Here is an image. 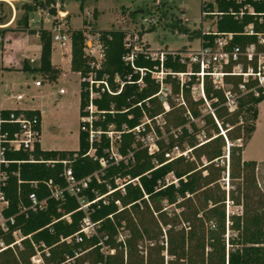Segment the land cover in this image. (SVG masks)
I'll use <instances>...</instances> for the list:
<instances>
[{"label":"trees","instance_id":"trees-1","mask_svg":"<svg viewBox=\"0 0 264 264\" xmlns=\"http://www.w3.org/2000/svg\"><path fill=\"white\" fill-rule=\"evenodd\" d=\"M246 2L253 3L257 11L263 8V3ZM215 4L217 10L212 3L206 7L219 12L210 15L212 18L216 15L217 31L233 33L227 48L257 42L255 35H243V29L253 22L258 32H264V25H258L252 15L236 19L229 13L230 8L237 11L242 4L235 0H215ZM24 6L27 10L36 8L30 3ZM27 21L26 16L22 30L39 35L41 54L38 66L32 67L24 61L22 69L55 81L60 70L51 62L52 32L44 28L31 30ZM86 24L84 21L83 29L67 32L71 39V70L80 73L81 78L94 72L98 82L92 86L96 96L91 98L89 83L81 81L80 116L93 118L81 120L77 150H46L37 145L31 152L8 154L9 159L23 162L12 163L9 168L4 190L10 204L4 214H16V222L10 225V232L0 230V238L11 244L14 241L11 232L17 228L25 236L31 234V238L23 239L22 247L16 246V252L11 248L2 251L0 264H32L33 242H44L50 247L51 254L45 258L47 263H58L66 253L75 256L79 249H89L74 264H264V210L259 199L257 204L253 203L255 194L248 191L256 190L257 162L244 160L243 145L237 143L249 139L255 130L264 87L256 80L244 82L241 76H227L225 83L231 85L229 90L236 95V107L231 111L227 106V90L217 88L206 76L205 99L195 100L191 91L197 83L196 76L181 84L176 74L188 68L187 63L180 61L183 51L167 52L162 63L165 75L160 80V59L151 58L149 52L137 53L132 63L123 59L131 50L125 46L128 31L123 28L96 29L94 34H98L103 56L98 67L92 66L96 59L85 52L86 34L92 33ZM6 28H0L1 35L4 36ZM169 28L187 31L177 20ZM143 34L144 30L139 38ZM195 34L201 39L215 38L211 34L203 35L202 31ZM191 68L192 72L198 70L197 65ZM162 84L170 87L166 97L161 92ZM241 84L245 89L240 88ZM206 101L211 109L207 112L204 111ZM90 104L96 108L92 113L87 109ZM10 110L4 109V113ZM25 112L41 118L39 110ZM158 117H162V123H157ZM141 124L144 130H136ZM91 131L94 132L92 142ZM110 131L116 134L114 142L108 135ZM151 132L155 134L157 146L152 153L142 142ZM202 134L203 141L199 140ZM175 147L182 152L188 148L191 151L186 156L168 157ZM91 149H94L93 155ZM31 157L35 161H30ZM65 159L69 160L77 179L90 178L82 196L93 201L98 195H106V203L102 199L91 203L88 211L101 236L84 238L82 243H60L61 238L81 229L86 213L78 210L79 201L67 193L61 199L50 197L45 184L52 179L56 185L66 186L61 161ZM101 160L105 161L104 167ZM169 175L174 178L170 177L167 182ZM225 178L230 185L238 181L228 190L229 200L239 208L231 214L226 211ZM118 179L124 180V192L117 185ZM35 180L37 188L30 185ZM31 191L39 199L46 198L47 207L39 212L30 210L28 215L19 213L20 200L28 205ZM171 207L173 210L168 211ZM67 214L70 221L62 218ZM124 230L128 234L124 241H118V235ZM104 236H107L104 243L115 249L114 254L105 255L101 251L99 242ZM145 238L149 241L146 255L139 245Z\"/></svg>","mask_w":264,"mask_h":264},{"label":"rangeland","instance_id":"rangeland-1","mask_svg":"<svg viewBox=\"0 0 264 264\" xmlns=\"http://www.w3.org/2000/svg\"><path fill=\"white\" fill-rule=\"evenodd\" d=\"M47 1L49 0H17L14 2V9L7 3H1L0 1V22H7L14 16L16 17L15 22L4 31L6 32L4 38L0 33V58L2 57V52L5 51L1 44L3 46L7 45L6 55L3 59L4 63L0 61V108L37 105L41 110L40 145L42 149L46 150L79 149V132L81 120L84 119L79 112V76L76 73H71L69 66H66L61 78L53 82H47L43 81L38 73L23 69L6 68V65L10 63L13 66L22 64V57L26 54L31 55L35 50L34 48H27L28 44H34L32 39L31 43L24 40L19 42V39L23 38L18 35L22 34L13 36L15 35L14 33L23 32L26 16L28 17L29 29H49L52 34L57 33V31H71L72 28L83 29L85 26L84 21H86V26H90L92 31L90 35L87 34V37L91 39L93 44L98 43L94 38L97 35L94 34L96 29L122 27L127 29V38L132 41L133 45L141 51H148L150 54L156 53L153 55L154 57H157L156 55L160 52L168 51H183V54H187L201 45V38L195 36L196 31H203L209 28H212V30L216 29V15L215 18L203 15L205 9L209 10L206 7L208 3H212L214 9L217 10L215 0H160L159 4L155 0ZM203 1L205 2L204 5ZM25 3L33 4L36 8L27 10L24 6ZM53 9L55 12H52ZM64 10L67 11L65 16L61 14ZM150 18H153L154 24L152 25L148 22ZM176 20L187 29L186 32H180L176 28L174 30L169 28V25ZM151 26H154V29H149ZM55 28H57L56 31H54ZM142 30H144L143 39L145 42L142 37L139 38ZM54 44L58 45L56 42ZM32 46L34 47V45ZM101 54L102 49L96 47L94 55L98 61L102 59L100 58ZM159 77L163 78L164 74L159 73ZM180 77L182 82L189 80L186 75ZM35 80L42 81V85L35 86ZM198 83L199 81L194 84L191 91L195 100L203 96ZM226 85L224 87L225 90L231 89V85ZM162 86L164 87L162 95L166 97L170 93V87L165 84H162ZM61 89L63 92H60ZM19 93L24 95V99L17 101L16 96ZM95 95L96 93L94 92ZM205 106V112L211 110L209 102L206 101ZM229 109L232 111L235 106H229ZM245 121L248 122L249 120L246 119ZM162 122V117H158L157 123ZM197 123L199 125L202 124L200 121H197ZM109 135L112 142L116 141L115 132L110 131ZM199 140H205V136L202 134ZM237 143L243 145L242 157L244 160H255L257 162L255 170L256 190L251 191L248 189V191L251 195L255 194L253 195V203L257 204L259 199L262 202V210H264V100L258 104L256 127L251 137L245 141L238 140ZM150 146L153 147V145ZM112 151H115L114 146ZM90 154H94V149H91ZM169 177L172 178L171 175L167 178ZM123 181V179H118L117 185L121 186ZM235 181L232 182L233 187L238 182L236 181L235 183ZM224 183L227 193L226 211L227 214H231L239 210V208L234 206L233 202L229 200L228 190L232 183L230 185L228 178H225ZM173 208H169L168 211H172ZM147 219L151 221V216H148ZM127 234V230L122 231V234L118 235L117 240L125 238ZM160 240H162V237L159 238ZM139 245L141 251L146 255L147 251H149L147 247L149 241L145 238L139 241Z\"/></svg>","mask_w":264,"mask_h":264},{"label":"built area","instance_id":"built-area-1","mask_svg":"<svg viewBox=\"0 0 264 264\" xmlns=\"http://www.w3.org/2000/svg\"><path fill=\"white\" fill-rule=\"evenodd\" d=\"M235 1L237 3L242 4L237 11L233 8H230L229 10V13L234 15L236 19H242V17L245 15H252L258 25H264V0H253L256 3H263V8L261 11H257L255 9L254 4L246 2V0ZM155 2L159 4L160 0H155ZM214 14H219V12H212L208 9H205L203 11V15L205 17ZM148 22L152 24L153 18H150ZM87 34L90 35V33ZM87 34L85 40V52L95 57V48L100 47L102 49V46L98 39V34L94 37L95 40L98 42L96 44H93L91 42V39L87 37ZM202 34H211L214 35L215 38L213 40L201 39V45L197 49L187 54H183L184 52L180 53V61L183 63H187L189 68V70L187 68L186 72L176 73L181 81V84L183 82L180 76L186 75L190 79L192 75H195L197 81H199L198 84L201 87L203 98H205L204 78L206 76H208L213 81V84L217 88L223 90H225V79L227 76H241L244 82L249 79L256 80L259 86L264 87V32H258L255 28V23L251 22L247 24L244 27L242 34L250 36L255 35L257 37V42L248 44L245 47H242L240 45H234L230 49L227 48L230 44V41L232 40L233 33H220L217 31V29L212 30V28H209L207 30H203ZM52 42H57L63 48L68 47L71 42L70 35L67 31H57V33L52 34ZM125 46L131 49L129 54L123 57V59L127 62L132 63L137 53L139 52H147L148 54V51H141L135 45H133L132 41H130L129 38L125 39ZM154 54L149 53V56H151V58L153 59H160L161 71L158 73H162L165 75V72L162 69V63L165 59L167 52H160L156 55L157 57H154ZM102 56L103 51L100 58H102ZM99 63L100 61L96 59L95 63H92V66L96 65L98 67ZM193 65H197V72H192L191 66ZM141 72L144 73L143 69H141ZM159 79L161 80L162 78L160 77ZM82 81L89 83L90 97H94V91L92 86L94 83L98 84V82L95 80L94 72H90L87 76L83 77ZM35 84L39 86L41 85V82L35 81ZM240 88L245 89V85L241 84ZM161 89V92H163L164 87L162 86ZM60 92H63V90L61 89ZM226 97L228 108L229 106L236 107V97L234 93H232L230 90H227ZM23 98V94L17 95V100H22ZM87 109L90 112H94V110H96L93 104H90ZM90 117L84 118V120L91 121ZM147 122H149V120H147ZM136 130H144V124H141L140 126L136 127ZM109 134L110 132L108 133V135ZM40 137L41 118L39 119L35 115H27L24 109H11L8 114L4 113V109H0V230L3 233L10 232V225H14L16 222V214L10 216H5L4 214V211L9 207L10 204V201L7 198L6 192L4 190V188L7 186L8 178L10 175L9 168L12 163L23 162V160L9 159L8 154L17 151L31 152L35 149L37 145H39L41 148ZM93 138L94 132L91 131L90 141H92ZM142 142H144V144L148 147L150 153L157 149V146L155 144V134L152 132L147 134L146 137H143ZM150 145H153V147H151ZM190 151L191 149L188 148L187 150L182 152L178 147H175L172 153L167 154V156H186L190 153ZM30 161L35 160H33V157H31ZM61 161L64 165L62 176L66 181V186L60 187L56 185L52 179L45 181V184L50 192V197H53L55 199H61L65 196L66 193L71 196H75L80 204L78 210L84 211L86 213V216L82 221L81 229L73 235L61 238L60 243H82L84 241V238H88L93 235L101 236L100 233H97V223L91 221L88 215V211L91 203L97 202L101 199L104 203H106V195H98L93 201H89L88 198L82 196L83 190L89 187L90 178L87 177L84 179H77L73 173L72 168L69 165V160L65 159ZM47 162L50 163L52 162V160H48ZM100 163L103 167L105 166L104 160H101ZM17 173L18 172H12V174L16 175ZM171 176L172 178H174L173 175ZM169 178L166 179L167 182L169 181ZM30 185L34 188H37L38 181H30ZM123 186L124 185L122 184L119 187H121L124 192ZM28 199V205L24 204V202L20 200L18 205L19 213H24L28 215L30 210L34 212H39L47 207V199H39L35 191H31L28 194ZM116 203L120 205L119 201H116ZM62 218L66 219L67 221L71 220L70 214L64 215ZM11 234L14 238V241L11 244H7L3 239L0 238V253L8 248H11L16 252L15 247H22L23 239L31 238V234L25 236L19 228L12 230ZM105 239H107V236H104L103 239H100L99 245L102 246L101 251L105 255L114 254L116 252L115 249L108 248V246L104 243ZM124 239L125 238L119 239V241H124ZM33 246L35 253L30 257L32 264H74L76 258H80L85 252L89 250L79 249L77 252H75V256H70L66 253L64 254V259L62 261L58 263H47L45 261V258L49 257L51 254L50 247L47 246L44 242H33ZM85 264L90 263L86 262Z\"/></svg>","mask_w":264,"mask_h":264},{"label":"crops","instance_id":"crops-1","mask_svg":"<svg viewBox=\"0 0 264 264\" xmlns=\"http://www.w3.org/2000/svg\"><path fill=\"white\" fill-rule=\"evenodd\" d=\"M0 1H1V3H5V4L7 3L9 6H11L14 9L15 8L14 2H16L17 0H6V1L5 0H0ZM63 13L67 14V11L64 10ZM15 20H16V17L14 16L11 20H9V21H7V22H5L3 24H0V27L1 28H6V27L8 28V27L11 26V24H13L15 22ZM28 26H29V24H28ZM123 29H125V28H123ZM56 30H57V28H55L54 31H56ZM14 34L15 35H13V36H17L18 34H22V35H18L19 37H22L23 38V39H19V42L21 40H24L25 42L28 41V42L31 43V39H32V42L34 43L32 45H34V47L31 44H28L27 45V48H34L35 50H34V52L31 55L26 54V55H24L22 57V59H23V63L22 64L20 63V65L13 66L10 63V64L6 65V68H10V69H12V68L13 69H22L23 64H24V61H26L27 64H29L32 67L38 66L39 63H40V54H41V45H40V37H39V35L38 34H31V33L24 32V31L23 32L14 33ZM5 35H6V32L4 33V36ZM4 36H3V38H4ZM143 37L144 36H142V40L144 41ZM1 45L4 48L5 51L2 52V57L0 58V61L2 63H4V60L3 59L5 58V55H6L7 45L6 46L5 45L3 46V44H1ZM149 49L152 50L151 48H149ZM51 62H52V64H53L54 67H56L57 69L60 70V74H59V76L57 77L56 80H58L59 78H61L63 76L64 67L69 66L68 68H70V70H71V42H70V45L68 47H64V48L61 47L59 44L58 45H55L54 42H52ZM33 63H36V64H33ZM71 73H76L79 76V99H78V101H79V106H80V90H81V81H82V78H81L80 73H78V72H75V71L71 70ZM42 79H43V81L53 82V81H48V80H46L44 78H42ZM35 81H39V80H35ZM35 81H34V85L37 86L35 84ZM41 85H42V81H41ZM41 85H39V86H41ZM19 94H21V93H19ZM16 100H17V96H16ZM17 101H20V100H17ZM0 109H24V110L29 109V110H39V113L41 114L40 108L37 105H34V104L31 105V106H29V107L28 106H26V107H14V108L3 107V108H0ZM54 150H59V149H54Z\"/></svg>","mask_w":264,"mask_h":264},{"label":"bare ground","instance_id":"bare-ground-1","mask_svg":"<svg viewBox=\"0 0 264 264\" xmlns=\"http://www.w3.org/2000/svg\"><path fill=\"white\" fill-rule=\"evenodd\" d=\"M61 14H62L63 16H65V15H66V14H65V13H63V12H62Z\"/></svg>","mask_w":264,"mask_h":264}]
</instances>
